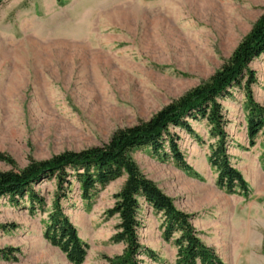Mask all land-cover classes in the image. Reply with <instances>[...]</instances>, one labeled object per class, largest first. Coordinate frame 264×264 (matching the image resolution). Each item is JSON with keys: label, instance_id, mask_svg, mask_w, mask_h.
<instances>
[{"label": "rangeland", "instance_id": "374dc122", "mask_svg": "<svg viewBox=\"0 0 264 264\" xmlns=\"http://www.w3.org/2000/svg\"><path fill=\"white\" fill-rule=\"evenodd\" d=\"M156 120L165 135L124 162L1 196L0 264H264V0H1L0 173ZM130 166L172 211L133 192Z\"/></svg>", "mask_w": 264, "mask_h": 264}, {"label": "trees", "instance_id": "16d2710c", "mask_svg": "<svg viewBox=\"0 0 264 264\" xmlns=\"http://www.w3.org/2000/svg\"><path fill=\"white\" fill-rule=\"evenodd\" d=\"M1 1V0H0ZM200 95L196 100H199L200 103H206V96L202 97ZM209 102V101H207ZM194 106L193 103H188L184 106L185 109H191ZM187 111V110H185ZM165 123L163 121H152L151 123L144 124L140 127L139 131H137L132 137H124L119 136L112 142L104 151L102 152H93L90 155H63L54 158L52 161L48 163H41L40 165H36L31 167L30 169L23 171L21 173H0V197L3 195L13 194L14 192L23 194L25 192H29L30 186L33 183H38V181L48 175L55 172H64L67 168L72 166H82L85 168L86 166H98L101 167L108 166L109 163H118L124 162L126 160V149L129 146H132L133 143L140 142L143 145L153 146L157 143L162 136L165 135ZM139 140V141H138ZM82 168V169H83ZM129 174L131 176V183L134 184L133 192L139 189L142 191L143 195L146 197L148 202L154 203L156 207L160 209H166L167 211H172L171 202L167 199V197L162 194L156 186L146 178L142 176L139 170L130 166ZM87 185H94L96 181L91 180V177L86 178ZM138 203L134 198L128 193H124L120 197L119 209L121 211V216L125 219V217L134 218L138 210ZM170 213V212H169ZM131 224H136L134 221H131ZM130 229V227H129ZM131 229L127 231V234L124 235L123 238L131 236V239L134 235V232ZM63 233H61L62 235ZM74 252L81 253L82 249L80 248L78 241L74 240ZM198 247V246H197ZM196 246H194L193 251L191 252V256H201L198 255L196 251ZM138 248L135 249L134 254H138ZM83 255V254H82ZM119 264H128L123 263L122 261Z\"/></svg>", "mask_w": 264, "mask_h": 264}]
</instances>
